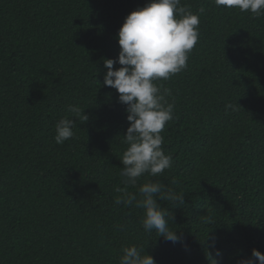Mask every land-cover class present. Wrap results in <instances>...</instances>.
<instances>
[{"label": "trees", "instance_id": "trees-1", "mask_svg": "<svg viewBox=\"0 0 264 264\" xmlns=\"http://www.w3.org/2000/svg\"><path fill=\"white\" fill-rule=\"evenodd\" d=\"M147 2L0 0V264H119L126 245L157 264H209L207 237L222 264L264 253V16L181 0L204 12L187 67L156 81L175 104L161 133L172 167L126 186L130 122L103 61L118 58V29ZM69 104L89 119L60 145ZM146 180L185 194L182 206L161 202L176 243L146 233L142 209L115 204L117 188L138 193Z\"/></svg>", "mask_w": 264, "mask_h": 264}, {"label": "clouds", "instance_id": "clouds-1", "mask_svg": "<svg viewBox=\"0 0 264 264\" xmlns=\"http://www.w3.org/2000/svg\"><path fill=\"white\" fill-rule=\"evenodd\" d=\"M217 7L238 8L256 17L264 16V0H214ZM183 6L181 0H148L143 7L132 10L118 29L120 51L117 59L105 58L107 71L103 83L119 93V102L126 105L127 120L130 122L124 135L127 145L120 158L123 167L119 175L124 185L136 186L142 176L157 177L172 167L173 157L165 154L161 134L166 123L173 120L175 104L170 102L171 90L156 83L168 80L187 67L188 54L199 39V13ZM118 63L120 67L114 68ZM226 111L235 107L229 103ZM71 114L61 117L55 124L54 140L57 144L74 137L76 121L86 122L89 117L84 108L67 105ZM120 195L116 205L136 207L143 210L141 224L146 233L157 234L165 240L179 241L177 230L170 227L173 217L161 202L173 206L185 203V194L166 187L159 180H146L139 186L138 193L127 188H117ZM209 222H211L209 220ZM127 231V225L119 226ZM209 264H222L223 253L211 237L206 238ZM119 264H157L145 247L126 245L122 247ZM239 264H264V253L253 248L251 256Z\"/></svg>", "mask_w": 264, "mask_h": 264}]
</instances>
